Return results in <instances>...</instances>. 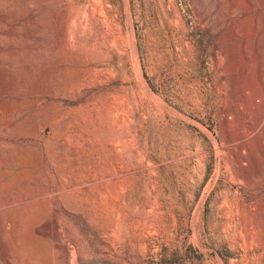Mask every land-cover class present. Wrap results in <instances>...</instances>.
I'll return each mask as SVG.
<instances>
[{
	"label": "rangeland",
	"instance_id": "374dc122",
	"mask_svg": "<svg viewBox=\"0 0 264 264\" xmlns=\"http://www.w3.org/2000/svg\"><path fill=\"white\" fill-rule=\"evenodd\" d=\"M4 183L0 264H264V0H0Z\"/></svg>",
	"mask_w": 264,
	"mask_h": 264
},
{
	"label": "bare ground",
	"instance_id": "6f19581e",
	"mask_svg": "<svg viewBox=\"0 0 264 264\" xmlns=\"http://www.w3.org/2000/svg\"><path fill=\"white\" fill-rule=\"evenodd\" d=\"M251 82H253V81H251ZM244 87L247 88L248 86H243V92H244V90H246V88L244 89ZM238 91H240V90L238 89ZM238 91H236V92H238ZM240 95H242V94L240 93ZM238 96H239L238 94H237V96L235 95L236 98ZM44 128H45V125L41 126V130H43ZM10 158H11L12 164H16L17 166L20 165L22 167L21 171L19 170L20 172H18L19 174L17 173L20 177L16 174V176H18V179L19 180H20V178H21V180L22 179L23 180L24 179L28 180L27 178L28 177H31V175L33 173L35 175V172L36 171H34V172L33 171H30V166H32V164L24 156V154L21 153L19 156H16V154H15V156H12ZM6 161H7V159H6ZM7 163H8V161H7ZM34 178L36 179V182L38 181L39 184L41 183L39 177L34 176ZM34 178H32V179H34ZM22 187H24V186H22ZM26 187H28V185H25V187H24L25 189L24 188L18 189V191L14 192L12 194V193H10L8 191V185H7V183H4V185H2V187L0 185V245L1 246H2V242H3V224H4V222L6 220H9V218H11L12 219V222L15 224V226L18 227L17 224H18V218H19V216L23 212H25V208L28 207L33 202V198L34 197H33V195L31 193H27L26 194V192H25ZM39 192H40L41 195H45V194L48 195V197L54 202L53 197L51 195H49V189L46 186L39 188ZM17 227H15V228H17ZM13 232L14 233H12V240H13L14 243H17L18 242L17 230H15Z\"/></svg>",
	"mask_w": 264,
	"mask_h": 264
}]
</instances>
